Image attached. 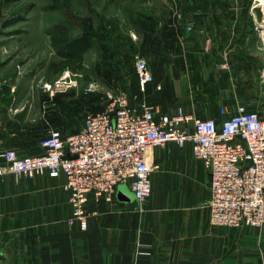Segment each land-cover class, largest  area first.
<instances>
[{
    "label": "crops",
    "instance_id": "obj_1",
    "mask_svg": "<svg viewBox=\"0 0 264 264\" xmlns=\"http://www.w3.org/2000/svg\"><path fill=\"white\" fill-rule=\"evenodd\" d=\"M177 2L184 11L175 58H165L171 22L164 26L159 13L144 24L159 26L146 34L156 48L149 65L155 80L127 92L133 102L168 113L180 106L203 118H220L222 106L234 111L243 103L264 117V0ZM18 63L0 60V162L8 149L40 154L51 129L70 133L84 123L66 126L63 94L35 89ZM149 155L158 164L149 200L139 209L125 184L112 202L91 196L85 230L68 223L63 176L1 174L0 264H264V226L211 223L209 171L190 141L183 147L169 141ZM188 156L195 161L193 174L186 170Z\"/></svg>",
    "mask_w": 264,
    "mask_h": 264
},
{
    "label": "built area",
    "instance_id": "obj_2",
    "mask_svg": "<svg viewBox=\"0 0 264 264\" xmlns=\"http://www.w3.org/2000/svg\"><path fill=\"white\" fill-rule=\"evenodd\" d=\"M136 71L145 90L154 74L144 57L137 56ZM74 84L64 76L46 89L55 94ZM106 99L102 110L85 115L78 131L51 129L41 140L42 153L3 152L0 175L46 171L53 178L63 176L71 205L68 223L85 230L91 196L112 202L118 186L125 184L141 209L152 196L151 175L158 167L149 151L169 141L180 147L190 141L194 156L209 171L211 223L264 226V117L257 111L239 103L234 111L222 106L220 118H203L180 106L168 113L147 101L134 103L123 91H109Z\"/></svg>",
    "mask_w": 264,
    "mask_h": 264
},
{
    "label": "rangeland",
    "instance_id": "obj_3",
    "mask_svg": "<svg viewBox=\"0 0 264 264\" xmlns=\"http://www.w3.org/2000/svg\"><path fill=\"white\" fill-rule=\"evenodd\" d=\"M183 6L177 0H0V60L19 62L23 77L35 80V89H46L64 76L73 78L74 85L56 94L65 97V125H75L88 112L105 107L107 92L132 94L140 88L136 58L144 57L149 65L155 60V44L146 34L151 36L159 28L144 24L154 22L159 13L164 26L171 22L165 58L176 57ZM61 28H68L73 38L93 39L79 71L49 69L51 61L62 58L51 44V33ZM186 165L193 174L191 156Z\"/></svg>",
    "mask_w": 264,
    "mask_h": 264
},
{
    "label": "trees",
    "instance_id": "obj_4",
    "mask_svg": "<svg viewBox=\"0 0 264 264\" xmlns=\"http://www.w3.org/2000/svg\"><path fill=\"white\" fill-rule=\"evenodd\" d=\"M51 44L62 56L61 60L50 62L49 69L52 72L59 73L66 69L79 71L84 65V54L93 46V39L90 37L73 38L68 28H61L51 33Z\"/></svg>",
    "mask_w": 264,
    "mask_h": 264
},
{
    "label": "water",
    "instance_id": "obj_5",
    "mask_svg": "<svg viewBox=\"0 0 264 264\" xmlns=\"http://www.w3.org/2000/svg\"><path fill=\"white\" fill-rule=\"evenodd\" d=\"M122 188H124V185H122ZM131 196H132V197H134V194H133V193H131Z\"/></svg>",
    "mask_w": 264,
    "mask_h": 264
}]
</instances>
